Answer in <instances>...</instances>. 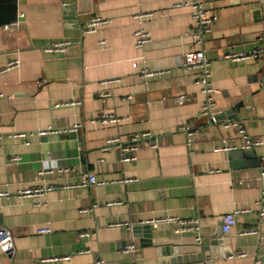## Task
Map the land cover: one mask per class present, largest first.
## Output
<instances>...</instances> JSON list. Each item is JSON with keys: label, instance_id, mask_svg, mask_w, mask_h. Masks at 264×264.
Masks as SVG:
<instances>
[{"label": "crops", "instance_id": "0c3cea01", "mask_svg": "<svg viewBox=\"0 0 264 264\" xmlns=\"http://www.w3.org/2000/svg\"><path fill=\"white\" fill-rule=\"evenodd\" d=\"M195 1L17 0L16 19L0 26V192L9 193L0 198V227L15 242L9 255L0 254V264H53L50 259L63 257L56 264H264V145L214 151L223 140L243 143L236 128H225L229 121L264 142V58H224L258 47L264 0H200L216 16L204 50L219 90L214 111L224 121L201 116L199 71L184 66L186 52L198 47ZM144 13L152 14L144 25L151 41L137 49L135 16ZM93 17L105 24L85 33ZM65 41L64 50H47ZM14 59L20 67L2 72ZM134 61L154 76L141 77ZM71 102L80 104L56 106ZM105 113L123 121L91 123ZM74 124L81 127L72 131ZM185 128L195 133L190 145ZM144 133L152 138L131 153L136 161L123 162L120 148L107 145L112 138L130 145ZM155 139L157 149L150 146ZM13 156L21 162L10 165ZM85 173L101 183L66 187ZM46 186L58 188L20 194ZM235 211L236 225L222 234L223 216ZM164 218L198 223L186 232L170 221L137 233L113 225L143 227ZM41 228L50 232L39 234ZM81 232L91 236L81 238ZM215 240L225 244L206 252ZM129 241L138 244L134 256L123 253Z\"/></svg>", "mask_w": 264, "mask_h": 264}, {"label": "built area", "instance_id": "2783aa9c", "mask_svg": "<svg viewBox=\"0 0 264 264\" xmlns=\"http://www.w3.org/2000/svg\"><path fill=\"white\" fill-rule=\"evenodd\" d=\"M192 7V18L194 21V30L192 32V39L194 43L198 46L196 49H191L186 52L184 57V66L187 70H198L199 76L196 79L197 84L201 86V90L205 96V102L203 104L202 110H201V116L208 117L210 120H214L216 117V112L214 111L215 108V95L218 94L219 90L216 89L213 86V83L211 81V70H210V63L205 55L204 50V40L206 36H208L211 33L212 30V23L216 19V16H211L208 14L206 9L204 8L202 2L200 0H196L191 4ZM23 17V15L20 16V18ZM152 18V14L150 13H144L139 14L135 16V19L138 23V27L135 30L134 33V45L137 49H143L145 46L151 41V36L149 32L145 28V22L147 20H150ZM103 24H105V21L102 18L99 17H93L89 24L87 25L85 29V33H94L96 32ZM19 25V20L13 22L10 26L16 27ZM9 27V26H7ZM70 42H59L52 44L47 50L49 52L57 51V50H64ZM225 59L231 61V62H246L250 60H257L264 58V35L261 36L258 40V47L250 52L245 51H230L225 54ZM140 62L134 61L133 66L135 68H138L141 74V77L143 78H149L154 76V72L148 70L145 67H140ZM20 67V60L14 59L9 61L6 66L3 68L2 72H7L13 69H18ZM109 94H103L102 97L106 98ZM185 96L183 94H179L176 97V101L178 104H183L185 102ZM77 105L80 104V102H71V103H63V104H57L56 106H69V105ZM123 119L116 117L112 114H102L100 116H96L93 119H91V123L93 124H117L122 122ZM81 127V124H74V126L71 128L72 131H77ZM225 128H236L238 130L239 135L243 139V143L240 147L236 146L234 144L233 140H223L221 141L214 149L215 152H228V151H234L237 149L242 150H251L255 149L257 147H261L264 145L263 140L257 139V138H251L245 128L242 126V123L238 121H229L225 124ZM187 132L188 137V144L190 145V142L192 139L195 138V133L190 131L189 129L185 128ZM152 138L151 134L144 133L142 135H135L131 138V144L130 145H124L122 146L120 144V140L118 138H112L107 141V145L112 146L116 145L118 148H120L122 152V161L123 162H131L136 161L137 157L132 156L131 153L135 152L139 149L138 143ZM151 148L157 149L159 147V142L157 139L152 141L150 143ZM21 162L20 156H13L9 160V164H18ZM101 182L97 181L96 177L94 175L85 173L81 175L80 181L76 184H72L66 187L71 188H87L91 185L100 184ZM57 186H46L44 188H35V189H26L20 192L23 196H34L36 194L47 192L53 189H57ZM9 196L8 192H0V198ZM259 203H264V189L262 192V198L260 199ZM109 206H117L120 205L121 202L119 201H111L107 203ZM88 209H83L80 212L86 213L88 212ZM238 211L227 213L223 216L221 220V226L220 230L221 233L226 235L229 234L232 230V228L236 225V214ZM261 217H264V207L261 209L260 212ZM164 221H170L174 222L178 225L177 232H186L191 230L193 225H196L198 223L197 220H180L175 218H164V219H157V220H151L149 222H146L142 225H152L157 226L158 223L164 222ZM114 226H126L128 229L132 230L135 228L134 226H131L129 224H121V223H115ZM50 232L49 228H41L38 230L39 234H48ZM255 230H244L241 232L242 235H252L255 234ZM81 238L90 237L91 234L88 232H81L79 234ZM198 241L201 242V237L198 236ZM15 248V242L14 237L11 233V231L5 227H0V254L3 255H9ZM138 251V244L134 241H129L124 249L123 253L127 256H134ZM245 254H239L237 257H244ZM234 257V256H233ZM68 257L63 258H52L49 260V262L56 264L59 261L67 260ZM100 264H104L103 261L99 262ZM260 264V263H257Z\"/></svg>", "mask_w": 264, "mask_h": 264}, {"label": "trees", "instance_id": "16d2710c", "mask_svg": "<svg viewBox=\"0 0 264 264\" xmlns=\"http://www.w3.org/2000/svg\"><path fill=\"white\" fill-rule=\"evenodd\" d=\"M17 0H0V26L8 25L17 17Z\"/></svg>", "mask_w": 264, "mask_h": 264}, {"label": "water", "instance_id": "95a60500", "mask_svg": "<svg viewBox=\"0 0 264 264\" xmlns=\"http://www.w3.org/2000/svg\"><path fill=\"white\" fill-rule=\"evenodd\" d=\"M226 118L224 117V116H218V117H215V120L216 121H224ZM148 227V225H145V226H143V227H135L134 229H133V232L135 233H137V232H139V231H141L142 229L141 228H145V229H148L147 228ZM140 236H141V234H140ZM224 245L225 244V240H220V241H218V240H215V241H213L212 243H211V245L210 246H208V247H205L204 248V250L206 251V252H211L212 251V249H214V247H219L220 245ZM212 247V248H211ZM225 255L226 256H231V253L230 252H228V251H226L225 252Z\"/></svg>", "mask_w": 264, "mask_h": 264}]
</instances>
